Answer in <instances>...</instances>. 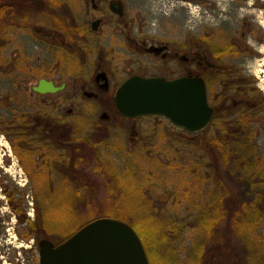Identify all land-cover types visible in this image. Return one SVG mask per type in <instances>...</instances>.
Returning <instances> with one entry per match:
<instances>
[{
	"label": "rangeland",
	"instance_id": "rangeland-1",
	"mask_svg": "<svg viewBox=\"0 0 264 264\" xmlns=\"http://www.w3.org/2000/svg\"><path fill=\"white\" fill-rule=\"evenodd\" d=\"M2 1L8 5L22 3L20 8L13 11L5 9L0 18V61H6V64L11 63L15 67L5 70L0 68V264H38L34 240L25 241L21 238L24 225L17 222L8 207L5 190L13 193L14 198L21 202L30 220L34 219L36 207L39 211H53L64 206L66 208L69 196L73 197L75 191L80 195L75 198L76 204L73 201L72 205L76 208L81 222L90 216L100 215L97 212L98 207L105 209L111 206L113 215L105 217H124L126 222L134 217L139 218L142 212L148 210L154 218L165 219L168 223L176 222V225L184 228L173 243L176 257L174 264H195L192 251L196 247L193 244L199 241V234L193 229L191 221L196 219L198 211L212 205L214 197L220 196L222 188L233 194L235 192V197L240 198L237 195L238 183H235L234 177L225 170L217 173L215 167H211V162H216L218 156L208 146L210 140L217 138L224 130L223 123L244 117L247 112L252 113L251 116L255 113L250 128L256 135L257 157L264 159V67H257L262 71L260 79L255 80L251 76V80L245 85L246 89L255 94V100H249L254 107H247L245 110L246 105L240 98L235 99L238 101L235 110L231 109L233 106L229 107L231 103L223 104L220 111H216L210 125L195 135L179 130L164 118L141 117L135 121L138 136L130 143L129 126L132 123L115 113L109 95L103 96L100 101L87 100L82 97L80 88H93L90 77L99 67L107 68L118 76L119 80L115 79L116 82L111 84L114 90L131 73L149 77L157 73V63L143 52L135 55L123 45L122 37L113 33L122 30L124 25L117 24L107 14L106 23L94 35L96 40L89 43L92 47L85 59L86 63L81 66L75 63L74 77L66 80V89L57 97L61 108L58 111L41 110L49 115L67 118L73 127L75 140L87 139L95 145V150L86 147L82 149V154L88 153L89 160L91 159L90 165L83 172L86 180L76 181L73 176L69 179H29L19 163V158L14 153L9 155L6 143L8 138L3 133L6 131L4 124L29 109V104H22V93L29 92L35 83L21 77L20 62L25 58L49 59L50 52L45 45L34 40L32 30L27 31L26 28L19 27L18 23L15 26L10 24L21 21L19 16L28 11V6L25 7L28 4L35 14L30 23L37 21L36 27L49 29L55 26L52 21L60 9L56 12L48 0H41L43 6L33 0ZM122 1L125 5V21L130 23L128 27L132 29L131 34L135 37L150 34H171L170 36L178 37L181 31L195 33L199 27L231 28V22L227 18H200L198 2L180 4L175 0ZM67 2L73 16L58 17L60 27H89L90 22L98 16L91 11L88 0ZM49 12H54L55 15L52 16ZM12 17L15 19L13 22L10 21ZM112 28L117 30L114 29L113 32ZM57 51L58 58H62L63 49ZM220 87L222 85H211V91L219 90ZM68 108L72 109V113H66ZM101 110H106L110 117L106 123L98 119ZM100 159L112 165L116 176L113 184L107 174L92 171L95 161ZM219 180H222V187ZM82 185L85 187L80 190ZM51 200L54 202L48 204ZM31 208L32 218L28 215ZM71 219L73 218L62 216L54 218L53 221L56 225L63 226L71 224ZM154 221L156 220L153 219L151 223H155ZM225 228L229 231L230 227L228 225ZM230 233V246L227 249L221 247L214 250V256L221 255L220 262L208 260L207 264H262L264 222L259 225L252 241L247 239L246 245L235 238L231 231ZM55 239L49 241L55 243ZM252 244L254 245L250 248ZM211 254L212 252L206 257ZM203 263L206 264L205 260Z\"/></svg>",
	"mask_w": 264,
	"mask_h": 264
},
{
	"label": "flooded vegetation",
	"instance_id": "flooded-vegetation-1",
	"mask_svg": "<svg viewBox=\"0 0 264 264\" xmlns=\"http://www.w3.org/2000/svg\"><path fill=\"white\" fill-rule=\"evenodd\" d=\"M33 1L43 6L41 0ZM88 1L91 11L98 14L97 18L90 22L89 27L59 26L58 17L72 15L67 0L47 1L55 7L56 12L60 9V12L56 14L57 17L53 21L50 19L54 27L44 29L35 26L37 21L30 23L35 14L28 4L25 5V7L28 6V11L19 16L21 21L10 24L15 26V23H18L19 27L26 28L27 31L32 30L34 40L40 45H45L50 52L49 59L28 60L25 58L20 62L21 77L35 83L30 87L29 92L22 93V104L24 106L29 104V109L21 116L10 119L4 124L9 155L14 153L19 158V163L29 179H69L74 174L73 127L67 118L49 115L41 110L58 111L61 108L62 105L57 101V97L66 89V80L74 77L75 63L79 66L86 63L85 59L92 47L89 43L96 40L94 35L98 34L101 26L106 23L107 14L115 19L117 24L124 25L120 31L114 32V29H117H111L113 34L122 37L123 45L135 55L143 52L157 63V73L150 77H163L167 80L182 77L201 79L206 88L209 105L213 109V119L216 111H220L223 104L229 102L231 103L229 107L233 106L231 109L235 110L238 103L235 101L236 98H240L239 100L245 103V110L247 107L255 106L249 103L251 98L255 100V94L246 89L245 85L251 80V76L255 80L260 79L262 71H259L257 67H264V0H175L180 4L198 2L200 18L222 17L231 22L229 29L199 27L195 33L181 31L178 37L170 36L171 34L136 35L135 37L131 34L132 29L128 27L130 23L125 21V5L122 0ZM53 13L49 12L54 16ZM95 21H98V24L95 29H92L91 25ZM2 32L3 29L1 34ZM61 48L64 55L59 59L57 50ZM6 63V61L3 63L0 61V68L4 70L15 68L11 63ZM101 74L104 75V79L97 78ZM134 75L138 74L131 73L123 81H119V86ZM115 79H118L116 73H111L107 68H97L90 77L93 88L88 89L84 86L80 88L82 97L100 101L103 96L109 95L115 111L113 97L119 88V86L114 90L111 88V84L116 82ZM41 80L52 83L54 87L62 86V89L55 93L44 94L33 91V87ZM211 85H222V87L212 92ZM84 91L93 92L96 97L85 98ZM65 111L67 114L72 113L71 108ZM102 112L108 116L106 121L101 119ZM251 115L252 113L248 112L244 115L250 124L256 114ZM98 119L108 122L110 120L108 112L101 110ZM125 120L132 123L129 126V141L132 143L138 136L135 128L132 131V125L136 120Z\"/></svg>",
	"mask_w": 264,
	"mask_h": 264
},
{
	"label": "trees",
	"instance_id": "trees-1",
	"mask_svg": "<svg viewBox=\"0 0 264 264\" xmlns=\"http://www.w3.org/2000/svg\"><path fill=\"white\" fill-rule=\"evenodd\" d=\"M5 1L0 0V18L5 9H18L21 3L8 5ZM24 2V1H23ZM15 21L14 17L10 19ZM60 23V21H59ZM224 130L219 133V136L210 140L208 146L215 151L218 156L216 162H211V167L214 166L215 171L220 173V170L227 171L234 177L237 185V191L240 198L235 197L236 193H230L228 189L221 190L220 196H215L212 205H208L203 210L198 211L196 219L190 223L193 229L199 234V241L194 243L196 247L193 249L195 264H204V260L218 262L221 258L220 254L214 256V250L223 247L227 249L231 244L230 231L234 237L239 239L246 245L247 239L252 241L253 235L256 233L259 225L264 222V159L257 157L258 148L256 146L255 132L250 128V122H247L246 117L241 116L231 122L223 123ZM5 134V131H3ZM73 152V177L76 181L86 180L84 177V169L90 165L89 154L83 155L85 147L89 150L96 149L95 145L87 139L74 138ZM81 143V145L79 144ZM83 143L85 146H82ZM75 154L77 155L75 157ZM215 156V155H214ZM92 169L95 173H105L111 180L112 184L116 182L115 172L112 165L103 160H97ZM262 173V174H261ZM87 182V181H86ZM219 185L222 187V180H219ZM85 185L80 187L83 189ZM8 200V207L15 216L20 225H24L21 238L25 241L34 240L35 250L37 243L41 239L52 240L55 243H60L82 226L91 222L97 217L113 215V210L110 207L102 209L98 207V216H90L84 222L73 207V201L80 195L78 191L73 193V197L69 196L66 203V208L58 210H38L34 209V219L30 220L26 215V211L21 205V202L14 198L13 193L4 191ZM233 194V195H232ZM142 196V195H141ZM54 202H47L48 204ZM80 202V201H79ZM76 204V201L74 202ZM139 218L126 222L124 217L115 218L128 223L140 238L144 247L149 264H174L176 257L174 255L173 243L177 240L180 231H184L183 227L176 222L168 223L165 219L154 218L149 211L142 212ZM72 217L71 224L56 225L53 221L57 217ZM155 223H151L152 221ZM189 224V223H187ZM190 225V227H191ZM229 225V231L225 227ZM186 227H189L188 225ZM250 238V239H249ZM248 244L251 242L248 241ZM207 245L209 247L207 248ZM254 244L250 245V248ZM212 254L209 257V253ZM193 258V260H194ZM216 259V260H215ZM192 260V261H193ZM203 261V262H202ZM220 262V261H219ZM264 264V261L262 262Z\"/></svg>",
	"mask_w": 264,
	"mask_h": 264
},
{
	"label": "water",
	"instance_id": "water-1",
	"mask_svg": "<svg viewBox=\"0 0 264 264\" xmlns=\"http://www.w3.org/2000/svg\"><path fill=\"white\" fill-rule=\"evenodd\" d=\"M119 12V11H115ZM98 21L92 23L95 29ZM97 78L104 79L101 74ZM62 89L39 81L33 91L55 93ZM91 99L96 95L84 91ZM113 105L117 114L135 121L141 117H161L187 134L205 130L213 119L204 82L199 78L143 77L134 75L116 90ZM102 120H107L105 112ZM135 122L132 125V131ZM38 264H149L144 247L134 229L126 222L97 217L66 240L54 244L47 239L37 243Z\"/></svg>",
	"mask_w": 264,
	"mask_h": 264
},
{
	"label": "built area",
	"instance_id": "built-area-1",
	"mask_svg": "<svg viewBox=\"0 0 264 264\" xmlns=\"http://www.w3.org/2000/svg\"><path fill=\"white\" fill-rule=\"evenodd\" d=\"M31 212H32V209H31ZM30 215L32 216V213H30Z\"/></svg>",
	"mask_w": 264,
	"mask_h": 264
}]
</instances>
